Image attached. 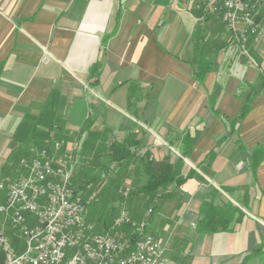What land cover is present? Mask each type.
<instances>
[{
  "label": "crops",
  "instance_id": "1",
  "mask_svg": "<svg viewBox=\"0 0 264 264\" xmlns=\"http://www.w3.org/2000/svg\"><path fill=\"white\" fill-rule=\"evenodd\" d=\"M196 3L0 0V163L11 157L20 123L53 90L70 134L87 123L110 139L135 132L140 153L176 161L188 132L194 141L180 157L182 174L195 175L179 188L182 208L165 215L170 261L264 264V35L248 40L247 55L230 50L222 18ZM198 62L211 68L201 78L193 72ZM244 103L249 113L234 131L229 124ZM3 174L0 181L10 178ZM211 196L243 214L227 232L199 235V206Z\"/></svg>",
  "mask_w": 264,
  "mask_h": 264
},
{
  "label": "built area",
  "instance_id": "2",
  "mask_svg": "<svg viewBox=\"0 0 264 264\" xmlns=\"http://www.w3.org/2000/svg\"><path fill=\"white\" fill-rule=\"evenodd\" d=\"M196 1L205 14L222 18L230 50L247 55L248 40L263 37L264 0ZM17 164L19 176L0 181V264H172L163 239L146 233L144 224L133 228L125 206L109 229L87 220L88 202L73 184L83 159L64 142ZM125 227L132 229L122 232Z\"/></svg>",
  "mask_w": 264,
  "mask_h": 264
},
{
  "label": "trees",
  "instance_id": "3",
  "mask_svg": "<svg viewBox=\"0 0 264 264\" xmlns=\"http://www.w3.org/2000/svg\"><path fill=\"white\" fill-rule=\"evenodd\" d=\"M118 23L119 16L116 25ZM110 37L108 35L103 39L104 48ZM205 66L204 62L193 65V72L197 78L208 74L211 68ZM133 97L134 93H131L129 102ZM60 100L61 94L53 90L46 103L39 107V112L27 115L20 123L13 136V142L20 145L19 154L14 155V161L17 158H29L35 150L50 146L54 140L62 141L66 146L79 152L83 159L84 165L75 176L73 184L84 194V200L88 202L86 218L96 224L98 230L109 229L125 205L132 219L133 228L144 224V229L147 230V227L157 225L159 218L161 224L158 225L159 231L164 230L171 221L165 219L163 207L175 204L172 212L179 211L186 200V197L179 193V188L195 175L192 172L182 174L184 166L182 158L188 156L194 138H191L188 132L180 136L182 158L174 161L171 156H166L156 160L149 151L140 153L141 136L135 132L128 133L122 140L110 139L107 134L95 130L87 123L74 134H70L65 120L59 113ZM249 108V103H244L238 116L230 122V129L238 130L239 124L249 113ZM213 114L219 116L215 110ZM171 142H168V145L172 147L174 143ZM15 165L12 163L10 172L16 168ZM10 172L7 173L6 178H10H7L6 182L14 180L11 179L13 174L19 176L18 170ZM125 189L129 190L127 195H123ZM214 198L211 196L209 201H203L199 206L200 220L196 226L199 235L227 232L234 221L238 222L241 219L242 211L231 202L226 201L219 205L215 203ZM153 232L158 233L157 230Z\"/></svg>",
  "mask_w": 264,
  "mask_h": 264
},
{
  "label": "rangeland",
  "instance_id": "4",
  "mask_svg": "<svg viewBox=\"0 0 264 264\" xmlns=\"http://www.w3.org/2000/svg\"><path fill=\"white\" fill-rule=\"evenodd\" d=\"M195 2H197L196 0H195ZM198 7V9L197 10H200V13H202V14H204V15H206L205 13H204V11H203V8L199 5L198 6V2L196 3V8ZM198 13V12H197ZM196 13V14H197ZM199 13V14H200ZM153 137H155V136H153ZM155 139H156V137H155ZM158 139V138H157ZM158 141V143H159V145L160 146H162L163 147V144L160 142V140H157ZM54 142H58L57 140H54V141H52V143H54ZM19 144L17 145V144H14L13 143V141L11 140L10 141V143H9V145H8V150L9 151H11L10 153V155H11V157L9 158V160H8V163H6V164H4V163H0V173H4L3 175L4 176H6L7 175V173H8V171H10V169H11V167L10 166H12V163H15L16 165H18L17 163H18V160H20V158H17L15 161H14V155H16V154H19V151L20 150H18V148H19ZM165 147V146H164ZM14 166V167H16V168H14L15 169V171H19V168H18V166ZM18 168V169H17ZM18 177V176H17ZM16 178V176H13V177H11V179H15ZM125 192V191H124ZM123 195H124V193H123ZM173 205L174 204H168V205H166V206H164L163 207V213H164V215H166V214H168V211H169V209H171L172 207H173ZM125 207H126V205H125ZM127 208V207H126ZM158 219V224L157 225H154L153 227H151V228H148L147 227V230H145V232L146 233H148V234H151V235H154L155 234V232H153L154 230H157L158 231V234L156 233V235H158V236H160L161 238H163V235H164V233H163V230H161V233H159V228H160V226H158V225H161L160 224V219L159 218H157ZM126 231L127 230H129V229H125Z\"/></svg>",
  "mask_w": 264,
  "mask_h": 264
}]
</instances>
